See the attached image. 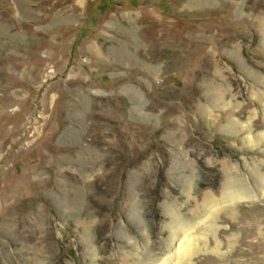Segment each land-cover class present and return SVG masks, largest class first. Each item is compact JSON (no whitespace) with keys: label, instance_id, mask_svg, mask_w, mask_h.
I'll return each mask as SVG.
<instances>
[{"label":"rangeland","instance_id":"rangeland-1","mask_svg":"<svg viewBox=\"0 0 264 264\" xmlns=\"http://www.w3.org/2000/svg\"><path fill=\"white\" fill-rule=\"evenodd\" d=\"M263 177L264 0H0V264H264Z\"/></svg>","mask_w":264,"mask_h":264},{"label":"bare ground","instance_id":"bare-ground-1","mask_svg":"<svg viewBox=\"0 0 264 264\" xmlns=\"http://www.w3.org/2000/svg\"><path fill=\"white\" fill-rule=\"evenodd\" d=\"M260 184L261 186H264V177L260 180ZM232 187L233 188L226 192L227 199L224 201V203H234L237 200L241 201L250 197V191H248L245 187L239 188L235 185H232ZM209 202H212V200L210 198H206L203 204L199 205L192 214L190 213L191 218L189 219L191 220L181 218L180 216L173 217L172 221L169 220L171 222L170 224H168V228L171 230L170 233L173 239L179 241V245H175L176 248H172V246L169 248L170 253L172 252V254L168 258L159 257L155 254L149 256V258L140 259L136 264H193V258L199 253L201 245L204 244V246L202 247H205L207 244L208 237L205 235V233H207L209 229H215L216 227V224L214 225V223L207 225L206 228L198 225L200 223L203 224L206 218H208L209 221L217 219L216 214L220 212L219 208L214 209V206H216L215 202H212L210 205ZM201 211H203L204 213H201ZM200 215L202 217H200ZM194 218H200V220L194 222ZM202 229H205L207 231L202 232ZM223 231L225 232V230ZM200 234H203V236Z\"/></svg>","mask_w":264,"mask_h":264}]
</instances>
